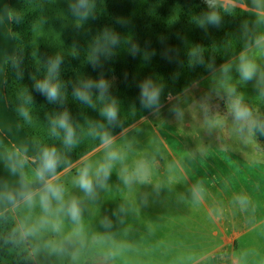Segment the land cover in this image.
<instances>
[{"label": "crops", "instance_id": "obj_1", "mask_svg": "<svg viewBox=\"0 0 264 264\" xmlns=\"http://www.w3.org/2000/svg\"><path fill=\"white\" fill-rule=\"evenodd\" d=\"M14 1L0 0V213H11L34 264H81L85 255L89 264H264V147L247 131L233 134L221 117L226 97L250 98L244 91L264 89L259 75L244 81L236 71L243 53L264 73V43L223 64L232 66L226 75L220 66L114 137L111 149L123 159L91 199L75 181L85 164L94 174L109 148L101 145L55 177L38 180L34 149L6 106ZM241 1L264 15V0ZM233 139L240 145L230 144ZM252 150L255 156L246 154ZM140 162L148 167L146 178L125 185L121 177ZM46 182L64 189L63 201L50 198L47 212L40 202ZM198 183L200 201L193 198ZM27 192L34 194L31 204L22 195ZM241 196L247 197L243 205ZM72 199L79 202V221L66 211ZM72 244L79 249L70 250Z\"/></svg>", "mask_w": 264, "mask_h": 264}, {"label": "trees", "instance_id": "obj_2", "mask_svg": "<svg viewBox=\"0 0 264 264\" xmlns=\"http://www.w3.org/2000/svg\"><path fill=\"white\" fill-rule=\"evenodd\" d=\"M77 2L19 0L9 8L16 52L5 64L4 99L34 149L35 170L42 150L56 149L60 162L47 180L103 145V132L116 137L264 37V15L241 0H216L215 9L206 0H88L87 19L73 15L70 6ZM213 10L220 24L202 27L199 21ZM105 29L117 34L119 43L109 55L97 53L94 62L92 50ZM57 56L61 99L49 102L35 84L47 77L48 62ZM101 78L109 85L104 100L96 88L92 105L75 98L74 89L83 81ZM149 79L162 86L157 108L140 102V85ZM111 99L117 101L118 117L109 123L101 110ZM65 111L75 131L73 146L65 145L63 129H57L58 136L51 131V120ZM258 118L264 121V114ZM253 135L264 147V134ZM0 264H34L8 210L0 213ZM81 264L89 263L84 258Z\"/></svg>", "mask_w": 264, "mask_h": 264}, {"label": "clouds", "instance_id": "obj_3", "mask_svg": "<svg viewBox=\"0 0 264 264\" xmlns=\"http://www.w3.org/2000/svg\"><path fill=\"white\" fill-rule=\"evenodd\" d=\"M206 3L210 9L216 8V0H206ZM71 11L74 16L80 17L81 19H87L89 14L90 5L88 0H78L76 4L70 6ZM221 22V17L215 10L210 11L205 14V18L199 21L200 25L203 27L205 23L218 26ZM102 41V43H101ZM119 43V37L114 32H111L107 29L101 34L97 39L96 47L93 48V56L90 57L94 62L98 59L97 53L109 55L111 53V48L116 46ZM264 43V37H261L257 41V44ZM135 45L132 46V52L135 54L137 51ZM202 62V59H201ZM61 63V58L57 56L53 60L48 62V75L44 80L37 81L35 88L44 94L49 102H55L61 99V84L56 80V75L58 74L59 65ZM231 65H222L221 73L227 74L231 70ZM236 71L239 73V76L244 81H252L256 79L259 75V81L264 82V73H260L257 65L246 57L243 53L239 57V63L236 66ZM108 82L101 78L99 81L87 80L83 81L79 87L74 89L73 95L78 100L85 102L89 105H92L91 98V89L96 88L99 91V99L104 100L108 90ZM140 102L145 108H157L160 105V96L162 92V86L155 85L152 80H145L140 85ZM232 92L235 90L232 89ZM264 94V89L261 90ZM29 100L31 97L28 98ZM231 110L233 115V120L238 126V131L241 133L247 131L251 134L254 131H260L264 134V121H261L259 118L254 117L253 113L249 108L242 103L241 97L237 96L231 104ZM20 114L25 119H30L29 112L26 108H21ZM101 115L104 116L109 123L115 122L118 117V107L117 101L111 99L109 103L101 110ZM52 124V134L59 135L57 129L64 130V143L67 146H73L77 143L75 139V131L72 124L69 120V114L67 111L61 113L58 117H55L51 120ZM100 139L103 146L108 147L105 156V161L100 163L96 169L95 173H92V165L85 164L79 172L78 178L75 183L78 187L83 190L86 196L91 199L96 198V189L106 187V181L110 176L114 162L122 160V155L111 149L113 144V138L107 133L103 132L100 134ZM41 165L36 170V178L38 180L44 181L46 174H54L56 172L57 166L60 162V158L57 154L55 148H44L41 153ZM12 171H16V167L13 166ZM148 174V167L146 163L140 162L136 170L123 175L125 185H131L134 180H140L141 182L146 178ZM63 192L64 189L61 185H56L51 182H46L44 185V192L40 196V202L44 210L47 212L50 206V198H54L57 201H63ZM204 189L201 184H197L193 188V198L196 201L203 199ZM25 201L29 204L33 202V193L27 192L22 193ZM8 199L12 200L14 197L9 195ZM239 202L243 205L247 201V197L241 196L238 197ZM67 214L71 217L73 221H79L81 215V209L79 202L76 199H72L71 202L67 205L66 208ZM27 235L28 233H24Z\"/></svg>", "mask_w": 264, "mask_h": 264}, {"label": "rangeland", "instance_id": "obj_4", "mask_svg": "<svg viewBox=\"0 0 264 264\" xmlns=\"http://www.w3.org/2000/svg\"><path fill=\"white\" fill-rule=\"evenodd\" d=\"M17 1H19V0H15L12 4H14ZM8 15H9V21H10V34H11V16H10V13H9V9H8ZM11 37H12V34H11ZM12 39H13V37H12ZM13 42H14V45H15V52H16V44H15L14 39H13ZM244 92L247 93V94H249V95H251V97L250 98H243L242 99V103L244 105H246L252 112H254V113L256 112V114H258V115L264 114V94H262V92H259V91H244ZM226 98L227 99H225V105L227 107V113L221 114V117H222V119H224L228 123V126L231 127L232 133L233 134H236V136H238L241 132L238 131V126H237V124L233 120V115H232V110H231L232 99H230L228 97H226ZM251 135H253V132L251 133ZM234 139L230 142V144H232L234 146L240 145L239 142L237 140H234ZM27 140H28V138H27ZM30 146H31V143H30ZM252 151L254 152L253 154L250 153V152H248V151L246 152V154L247 155L255 156L256 155V152H258L256 150H252ZM260 155L261 156H264V152H261ZM102 241H103V239L100 238L99 239V242H102ZM73 247H74V250L75 251L77 249H79V245L78 246H74L73 244L70 246L69 249L72 250ZM27 251H28V249H27ZM134 255L135 254H133V256ZM84 257L89 262V260L91 258V255H85ZM112 258H113V256H112Z\"/></svg>", "mask_w": 264, "mask_h": 264}]
</instances>
